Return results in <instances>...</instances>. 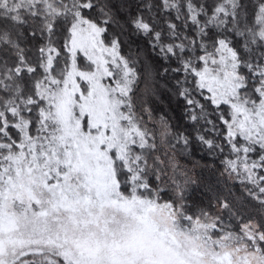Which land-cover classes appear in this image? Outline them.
Listing matches in <instances>:
<instances>
[{"label":"snow or ice","instance_id":"6c2138e0","mask_svg":"<svg viewBox=\"0 0 264 264\" xmlns=\"http://www.w3.org/2000/svg\"><path fill=\"white\" fill-rule=\"evenodd\" d=\"M0 264H264V0H0Z\"/></svg>","mask_w":264,"mask_h":264}]
</instances>
